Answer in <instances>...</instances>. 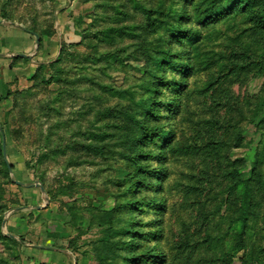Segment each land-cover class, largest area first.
<instances>
[{
    "label": "rangeland",
    "instance_id": "374dc122",
    "mask_svg": "<svg viewBox=\"0 0 264 264\" xmlns=\"http://www.w3.org/2000/svg\"><path fill=\"white\" fill-rule=\"evenodd\" d=\"M79 2L54 60L3 82L26 63L3 35L53 33L56 3L0 0V264H264V0Z\"/></svg>",
    "mask_w": 264,
    "mask_h": 264
},
{
    "label": "crops",
    "instance_id": "0c3cea01",
    "mask_svg": "<svg viewBox=\"0 0 264 264\" xmlns=\"http://www.w3.org/2000/svg\"><path fill=\"white\" fill-rule=\"evenodd\" d=\"M55 3V25L53 27L55 31L41 38L40 50L37 52L38 56L34 57L32 53L33 51L35 52L36 47L35 37L32 34L22 28L12 27L3 35L5 48L9 50L5 56L20 57L26 61L25 64L24 62H19L15 66L7 65V67L2 68L1 78L3 82H10L14 78H18L20 81L27 79L33 74L39 63L54 60L53 58H55L61 40L67 41L73 37V32L69 31L72 27L71 16L78 11L79 0H55ZM17 53H24L29 55V57L16 56ZM5 61L9 62L11 59H5ZM46 257L47 255L42 260L44 261ZM64 260H66L65 257ZM64 260H61V264H64Z\"/></svg>",
    "mask_w": 264,
    "mask_h": 264
},
{
    "label": "trees",
    "instance_id": "16d2710c",
    "mask_svg": "<svg viewBox=\"0 0 264 264\" xmlns=\"http://www.w3.org/2000/svg\"><path fill=\"white\" fill-rule=\"evenodd\" d=\"M83 1H87V0H83ZM236 1L241 3L242 8L252 4V0H211V2L207 3L204 10L200 13V20L209 22L210 20H212V18L218 17L219 15H221L223 13H227V11L230 10L232 5ZM256 20H257V22H260V24L262 26H264V13L257 15ZM26 29L29 31L35 32L31 29H28V28H26ZM168 31L170 32V34L172 36H174L177 32V30L174 29L173 25L170 26ZM35 33H37V32H35ZM50 34H52V32H48V31L45 32L46 36L50 35ZM37 35L39 36V43H38V47H39L41 45V38H40V35L38 33H37ZM159 54H161V56L159 58H155L154 56L147 57L149 60H151L152 65H159L160 62H166V61L170 65H174V62L167 58V55L164 51H161ZM15 58H19V57H15ZM38 66H40V65H38ZM262 111H263L262 107L261 108L256 107L253 110L251 122L257 123L256 121H259L260 120L259 117L261 118V116H262ZM140 134H139V132H135L133 135V140L135 142V144H134L135 146H138L139 143H137V142H139V140L142 138L143 132H141ZM170 134L171 133H169V132H161L159 134V136L162 137L163 143H167V137ZM0 137H1V127H0ZM0 164L2 165V167L4 169V174L7 177L8 173H9L8 166L12 169V164L8 163L7 161H5L3 159L1 139H0ZM137 186L138 185H136V182H132L130 185V187L132 189L136 188ZM152 186L155 187L154 185H152ZM132 189H130V190H132ZM129 206L130 207H128V208L131 211L134 208V206L133 205H129ZM4 208H5V206L0 205V210H3ZM244 208L246 211V207H244ZM153 209H155V207H153ZM111 217H112V214L110 211L99 212L98 216H97L98 222L95 221L93 218H91L90 223L95 224V225H107L108 223H110ZM0 222H1V217H0ZM120 232H122V231H120ZM0 240L11 241L14 243L16 242L15 238L4 235L1 232H0ZM97 256L100 257L99 254H97Z\"/></svg>",
    "mask_w": 264,
    "mask_h": 264
},
{
    "label": "water",
    "instance_id": "95a60500",
    "mask_svg": "<svg viewBox=\"0 0 264 264\" xmlns=\"http://www.w3.org/2000/svg\"><path fill=\"white\" fill-rule=\"evenodd\" d=\"M21 28H22L23 30H25L26 32H28V33L34 35V37H35V43H36V47H35V51H36V50H37L38 43H39V36L37 35V33L32 32V31H29V30H27V29L24 28V27H21ZM16 56L29 57V55H26V54H24V53H17ZM2 155H3V159H4L5 161H7V159H6V151H5V141H4V139H2ZM8 171H9V173H11V171H12V169H11L9 166H8ZM12 181H13L15 184L20 185V186H24V187L36 186V187H38L42 192L44 191V187H43V185H42L38 180H35L33 183H30V184H28V185H25L24 183H22V182H20V181H17V180H14V179H12ZM18 208H20V207H18ZM4 223H5V220L2 221V224H4ZM6 235L15 238V236H13V235L10 234V233H6ZM35 246H37V245H35ZM37 247H39V248H43L42 246H37ZM74 264H76V262H75Z\"/></svg>",
    "mask_w": 264,
    "mask_h": 264
}]
</instances>
